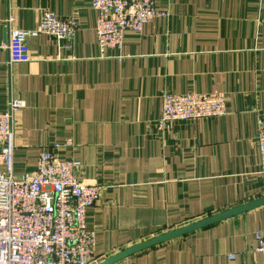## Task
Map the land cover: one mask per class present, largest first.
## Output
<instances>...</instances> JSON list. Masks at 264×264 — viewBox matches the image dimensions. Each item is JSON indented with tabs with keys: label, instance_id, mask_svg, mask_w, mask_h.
I'll list each match as a JSON object with an SVG mask.
<instances>
[{
	"label": "crops",
	"instance_id": "0c3cea01",
	"mask_svg": "<svg viewBox=\"0 0 264 264\" xmlns=\"http://www.w3.org/2000/svg\"><path fill=\"white\" fill-rule=\"evenodd\" d=\"M159 15L102 50L92 0H0V112L16 116L14 168L31 173L56 147L79 180L103 186L88 210L96 256L264 197L257 144L264 119V2L155 0ZM79 24L71 39H28L31 60L9 64L12 28L46 12ZM223 92L226 112L160 127L163 98ZM5 165L0 162V170ZM264 204L114 264H263ZM234 256V257H231Z\"/></svg>",
	"mask_w": 264,
	"mask_h": 264
},
{
	"label": "built area",
	"instance_id": "2783aa9c",
	"mask_svg": "<svg viewBox=\"0 0 264 264\" xmlns=\"http://www.w3.org/2000/svg\"><path fill=\"white\" fill-rule=\"evenodd\" d=\"M92 6L99 12L96 32L102 50L121 46L126 30L140 31L159 15L155 0H92ZM78 26L76 20L48 11L35 30L12 28L7 44L9 64L31 60V36L45 33L57 40L71 39ZM226 101V94L217 91L167 92L160 127L174 120L222 116ZM25 107L24 99L11 98L0 112V162L5 165L0 170V264H99L96 232L87 228L86 217L103 186L79 180L80 162L59 159L57 145L40 152L33 172H15L16 116ZM257 144L264 175L263 118L258 122ZM257 240V250L264 258L263 233L257 234Z\"/></svg>",
	"mask_w": 264,
	"mask_h": 264
},
{
	"label": "water",
	"instance_id": "95a60500",
	"mask_svg": "<svg viewBox=\"0 0 264 264\" xmlns=\"http://www.w3.org/2000/svg\"><path fill=\"white\" fill-rule=\"evenodd\" d=\"M261 204H264V197L259 198L257 200H254L252 202H249L247 204L226 210L224 212L212 215L210 217L199 220V221L194 222L192 224H189L187 226H184V227H181L179 229L173 230L171 232H167L165 234L156 236L152 239H149V240L140 242L138 244H135L129 248H126V249L118 252L117 254H115V255L107 258V259L102 260L99 264H114V263L118 262L119 260H121L127 256H130V255H133L137 252H141L143 250L149 249V248L154 247L156 245H159L161 243L167 242L171 239L177 238V237L185 235L189 232H192V231H195V230L200 229L202 227H205L207 225L216 223L220 220L229 218V217L236 215V214H239L243 211L257 207Z\"/></svg>",
	"mask_w": 264,
	"mask_h": 264
}]
</instances>
